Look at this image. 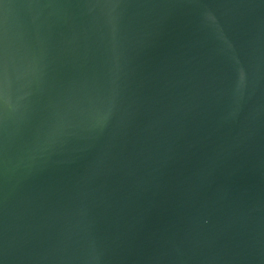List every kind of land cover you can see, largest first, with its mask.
Listing matches in <instances>:
<instances>
[{"label":"water","instance_id":"95a60500","mask_svg":"<svg viewBox=\"0 0 264 264\" xmlns=\"http://www.w3.org/2000/svg\"><path fill=\"white\" fill-rule=\"evenodd\" d=\"M0 264H264V0H0Z\"/></svg>","mask_w":264,"mask_h":264}]
</instances>
